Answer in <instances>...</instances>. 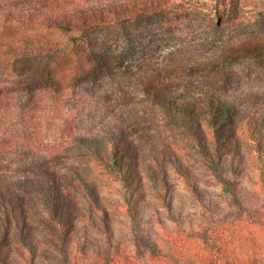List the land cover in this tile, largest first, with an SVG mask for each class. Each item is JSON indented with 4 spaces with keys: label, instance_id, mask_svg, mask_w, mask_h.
Masks as SVG:
<instances>
[{
    "label": "rangeland",
    "instance_id": "1",
    "mask_svg": "<svg viewBox=\"0 0 264 264\" xmlns=\"http://www.w3.org/2000/svg\"><path fill=\"white\" fill-rule=\"evenodd\" d=\"M130 30L132 63L67 90L58 103H43L31 119V148L42 146L55 173L70 250L87 240L91 254L108 246L102 232H109L113 249L133 258V238L144 233L182 264H212L216 246L219 264H264V0H187L174 14ZM157 91L169 107L153 100ZM228 106L236 118L225 127ZM209 107L218 109L226 132L219 150ZM119 138L125 152L115 163ZM14 166L15 174L0 169L6 182L19 180ZM24 232L26 245L12 230L13 264H30L20 255L24 249L31 260V228ZM34 243L35 264L58 263L52 246L38 235Z\"/></svg>",
    "mask_w": 264,
    "mask_h": 264
},
{
    "label": "trees",
    "instance_id": "2",
    "mask_svg": "<svg viewBox=\"0 0 264 264\" xmlns=\"http://www.w3.org/2000/svg\"><path fill=\"white\" fill-rule=\"evenodd\" d=\"M186 2L0 0V169L7 167L10 174H15L12 166L16 164L15 171L21 175L16 182H6L0 177V264L14 262L11 250L7 248L13 228L20 231L19 241L25 245L29 237L24 231L31 228V252H28L31 260L24 249L20 250V255L30 264H35L34 257L39 252L37 245L33 244L37 235L58 252L57 264H182L178 256L165 252L158 241L144 233H137L133 238V258L120 248L113 249L109 232H102L107 237L108 246H96L91 254L87 255V240L75 244V253L70 250L71 232L62 225L64 216L55 173L43 159L47 157L43 156L42 146L31 148V141H37L31 139V119L45 109L41 108L43 103H58L67 90H74L84 83H95L103 73L109 75L115 67L132 63L128 58L134 49L130 28L168 17L175 13L178 5ZM153 100L163 108L169 107L168 97L158 91L153 94ZM217 110L207 108L213 116L210 123L219 150L220 137L226 132L219 130L217 116L220 112ZM222 117L220 122L225 127L230 121L235 123V109L228 106L227 111L222 110ZM121 140L119 138L112 144L115 163L125 152ZM200 148L217 169L209 148ZM257 151L260 154V147ZM31 168L37 169L35 174H31ZM219 180L227 190H232L230 181L221 175ZM31 193L42 194L43 198L35 203ZM29 197L30 206L26 203ZM42 205L49 214L42 210ZM249 241L256 258L260 244L253 230ZM216 249L210 252L214 256L212 264H219L222 259L218 258L221 250L217 246ZM223 264L233 263L226 261Z\"/></svg>",
    "mask_w": 264,
    "mask_h": 264
}]
</instances>
